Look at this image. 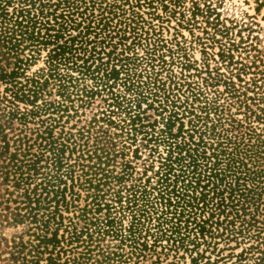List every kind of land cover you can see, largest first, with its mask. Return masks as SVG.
I'll return each mask as SVG.
<instances>
[{"label": "trees", "instance_id": "16d2710c", "mask_svg": "<svg viewBox=\"0 0 264 264\" xmlns=\"http://www.w3.org/2000/svg\"><path fill=\"white\" fill-rule=\"evenodd\" d=\"M152 2L0 0V228L21 227L0 237L4 264H122L143 257L149 228L152 246L169 234L173 251L213 246L222 232L264 239V75L238 69L233 81L174 58L138 13ZM41 52L43 67L26 75ZM172 62L203 74L201 86ZM120 80L132 98L112 92ZM100 93L106 108L75 128ZM148 100L152 121L139 112ZM139 136L132 158L148 147V164L113 175L116 139L121 150Z\"/></svg>", "mask_w": 264, "mask_h": 264}, {"label": "rangeland", "instance_id": "374dc122", "mask_svg": "<svg viewBox=\"0 0 264 264\" xmlns=\"http://www.w3.org/2000/svg\"><path fill=\"white\" fill-rule=\"evenodd\" d=\"M152 1L151 8L146 9L143 6L138 13L141 15L142 20L149 23L150 30L156 34L155 37H152L153 39L159 37L163 42H167L166 48L170 52L177 51V55L174 54V58L182 56V59L185 58L187 60H182L185 64L187 63L197 70L201 68V64L205 61L209 69H216V73L232 78L233 81H235L234 75L238 73V69H244L246 72L245 75H241L243 80H248V78L253 76L252 72L258 71L264 75V0ZM162 6H165L166 9H162ZM172 11L173 15H169ZM145 27L147 26L145 25ZM176 43L177 46L174 47ZM140 48H133V53L136 54L137 58L142 55ZM166 48L163 47L159 54H163V59L168 63L172 59L168 61V57L165 56L167 55ZM226 48H228L227 53L231 56L230 65H227V61L221 62L219 60V55H226ZM44 54L45 52H41L36 57L37 60L33 61L27 68L26 75H30L43 67ZM104 60L103 58L102 61ZM177 61L181 62V58L177 59ZM6 64V60L0 59L1 67H8ZM171 64L172 66L169 67V70L176 77H179V74L189 76L186 79L187 82H193L201 86L202 82L199 77H203V74L195 78L192 77L195 74L192 69L184 72L180 70V65H177V63L172 62ZM72 74L75 75V73ZM164 74L165 72H162L158 79L164 78ZM121 77L123 76L120 74L119 78ZM141 80L143 81V79ZM120 82L122 80L115 82L116 85L112 86V92L119 93V96H124L126 99L130 95L124 91ZM111 83L109 81V84ZM219 89L222 88L220 87ZM0 90H2L1 84ZM130 97L132 98L133 96ZM104 98L106 97L100 93L98 96H94L89 107L79 110L83 111V115L80 116L75 128L85 125L93 114L106 108L105 104L109 103V101L104 102ZM149 104V100L141 103L139 112L143 111L144 115L152 121L157 117H155L153 108H149ZM74 121L75 119L70 121L66 127H70ZM71 131L74 132V130ZM96 135L103 137L99 133ZM139 138L140 136L137 137V140L131 146L128 145V142L123 143L124 148L121 150L119 148L122 143L118 144L116 139V149H113L114 152L118 150L119 154L114 153L116 156L113 159L114 162H108L109 166L106 169L113 171V175H115L122 169V164L128 161L130 162L129 165L134 168V173H141L148 164V162H143L147 159L148 147L146 149H138L136 155L139 156V159L134 160L132 151L140 144ZM142 143H145V141ZM153 165L155 166V164ZM153 169L155 170V167ZM150 175L151 173L147 171L145 176H142V180L145 177H150ZM152 181L150 180V183ZM82 195L81 193V199L78 202L80 206L83 205ZM255 219L258 222L257 226L264 225V213L258 217L256 216ZM123 223L125 224V221ZM20 232L21 227L12 228L5 226L0 228V237L9 239ZM156 232L157 229L149 228L145 237L146 250L143 253V257L135 258V256H132L122 264H264V245L260 243L264 239L253 242L254 238L252 240H241L238 235H234L233 238L229 236L228 240L230 241H227V239L223 240L226 234L222 232V237L215 239L216 243L213 246L209 245L206 247L200 242V245L196 248L185 244L186 246L179 247L173 251L172 248L168 249L169 247L164 240L169 234L163 240L154 244V246L151 245L153 240L151 235L154 236ZM249 234L253 235L255 233L249 231ZM262 236L264 238L261 233L259 238ZM256 243H259V251L250 250L249 248L255 247ZM2 249L0 248V251ZM122 250L123 254L128 251L126 248ZM262 251L263 253L259 254ZM5 257L4 254L0 255V264H4L3 258Z\"/></svg>", "mask_w": 264, "mask_h": 264}]
</instances>
